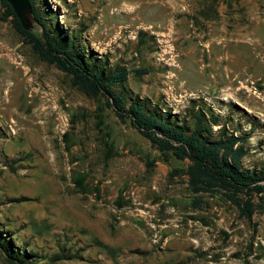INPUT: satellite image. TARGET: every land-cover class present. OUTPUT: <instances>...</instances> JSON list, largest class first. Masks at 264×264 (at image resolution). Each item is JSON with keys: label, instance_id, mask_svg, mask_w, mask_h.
<instances>
[{"label": "rangeland", "instance_id": "1", "mask_svg": "<svg viewBox=\"0 0 264 264\" xmlns=\"http://www.w3.org/2000/svg\"><path fill=\"white\" fill-rule=\"evenodd\" d=\"M34 1L81 55L130 71L128 100L188 123L195 111L214 113L248 138L244 167L264 168V0ZM4 12L0 2V83L15 86L6 103L0 85V236L15 255L27 252L26 264H264V201L254 198L248 219L220 193H192L173 171L188 160H164L104 97L40 59ZM0 264H11L2 250Z\"/></svg>", "mask_w": 264, "mask_h": 264}, {"label": "trees", "instance_id": "2", "mask_svg": "<svg viewBox=\"0 0 264 264\" xmlns=\"http://www.w3.org/2000/svg\"><path fill=\"white\" fill-rule=\"evenodd\" d=\"M5 12L3 20H10L17 32L32 46L43 61L55 65L72 78V83L87 96L104 97L123 123H128L158 149L164 160L170 156L188 160L186 169L175 168L174 173L187 177L192 193H220L235 204L241 215L252 218L256 211L254 198L264 201V168L248 169L243 158L248 153L247 137L230 133L220 117L195 111L191 123L179 114L163 111L147 99L126 97L125 84L130 71L127 68H108L101 61L86 58L76 48V38L50 27L36 2L31 0L33 13L43 27V32L26 30L12 6L0 0ZM57 32V33H56ZM61 34V35H60ZM136 75L149 73L148 69L134 70ZM119 88V89H118ZM214 126H219L214 129ZM150 160L148 166H154ZM196 203V202H195ZM0 250L11 264H26L27 252L14 254L12 240L0 236Z\"/></svg>", "mask_w": 264, "mask_h": 264}, {"label": "water", "instance_id": "3", "mask_svg": "<svg viewBox=\"0 0 264 264\" xmlns=\"http://www.w3.org/2000/svg\"><path fill=\"white\" fill-rule=\"evenodd\" d=\"M14 9L20 20L22 27L26 30H32L35 23L39 20L33 13L31 0H6Z\"/></svg>", "mask_w": 264, "mask_h": 264}, {"label": "bare ground", "instance_id": "4", "mask_svg": "<svg viewBox=\"0 0 264 264\" xmlns=\"http://www.w3.org/2000/svg\"><path fill=\"white\" fill-rule=\"evenodd\" d=\"M0 85H1V90H4L5 88L7 89L5 93V97H4V102L7 103V98L10 96L11 92L13 91V87L15 86V84L13 85L11 81L8 79V77L6 76L5 79H2Z\"/></svg>", "mask_w": 264, "mask_h": 264}]
</instances>
